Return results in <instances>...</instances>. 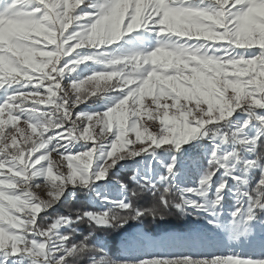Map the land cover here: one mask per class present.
<instances>
[{"label": "snow or ice", "instance_id": "snow-or-ice-1", "mask_svg": "<svg viewBox=\"0 0 264 264\" xmlns=\"http://www.w3.org/2000/svg\"><path fill=\"white\" fill-rule=\"evenodd\" d=\"M0 264H264V0H0Z\"/></svg>", "mask_w": 264, "mask_h": 264}, {"label": "trees", "instance_id": "trees-1", "mask_svg": "<svg viewBox=\"0 0 264 264\" xmlns=\"http://www.w3.org/2000/svg\"><path fill=\"white\" fill-rule=\"evenodd\" d=\"M114 179H119L120 181L124 182V183H128L129 184V187H132V184L129 182L130 181V173L127 171V170H122V171H119L116 175V177H114ZM92 206L89 205L84 197H83V194L80 193L78 194V199L76 200H73L71 202V207L69 208L68 205H59L57 208H56V211L53 212L50 210L49 212V217L50 218H53L55 217V215L57 214H69L70 210H74V209H77V208H80V209H85V208H91ZM50 222L49 221H46L45 222V225ZM144 227V229L146 230V232L150 233L152 236H159L158 235V229H157V226H156V223L154 221L151 220V218H147L142 224H140ZM137 226V224L135 222H132V227L131 228H128V233H131L132 232V229L133 227ZM192 224H191V220L188 219V218H172L169 222L168 225L166 226H163V227H166L169 231H172V230H176V231H180V230H183V229H186V228H189L191 227ZM79 228L81 230V232H86L87 230V225L85 224H81L79 225ZM107 239H109V241L114 245V249L115 248H118L120 246V243L124 237L125 234H116V233H105L103 234ZM81 237L77 236V239H80Z\"/></svg>", "mask_w": 264, "mask_h": 264}, {"label": "rangeland", "instance_id": "rangeland-1", "mask_svg": "<svg viewBox=\"0 0 264 264\" xmlns=\"http://www.w3.org/2000/svg\"><path fill=\"white\" fill-rule=\"evenodd\" d=\"M145 120H147V117H145ZM98 131V130H97ZM34 191H36L41 196H44V198H47L45 196V193L47 192V186L44 182L40 183L39 188H34ZM140 231L143 233H146L149 237H152V240L145 241L140 246V253L142 255H150L154 252H165V253H180L185 251V249L165 243L164 245L160 244V236H152L150 233L146 232L144 227L142 225H137L133 227L132 232ZM131 232V233H132ZM202 251H213L217 254H221L226 251L225 245L223 243L217 244L214 248H208V249H197Z\"/></svg>", "mask_w": 264, "mask_h": 264}]
</instances>
